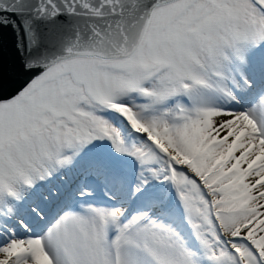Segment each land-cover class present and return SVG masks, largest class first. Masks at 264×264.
I'll list each match as a JSON object with an SVG mask.
<instances>
[{"label": "snow or ice", "instance_id": "snow-or-ice-1", "mask_svg": "<svg viewBox=\"0 0 264 264\" xmlns=\"http://www.w3.org/2000/svg\"><path fill=\"white\" fill-rule=\"evenodd\" d=\"M0 264H264V0H0Z\"/></svg>", "mask_w": 264, "mask_h": 264}]
</instances>
